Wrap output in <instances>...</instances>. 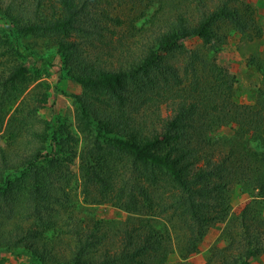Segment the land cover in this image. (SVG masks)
<instances>
[{"label": "trees", "instance_id": "16d2710c", "mask_svg": "<svg viewBox=\"0 0 264 264\" xmlns=\"http://www.w3.org/2000/svg\"><path fill=\"white\" fill-rule=\"evenodd\" d=\"M127 9L129 33L106 40L110 23L124 25L115 13ZM0 18V49L14 60L0 68V133L13 143L32 137L18 156L0 147V254L28 264H163L169 225L179 226L187 259L226 223L218 264L264 255V91L240 102L236 76L216 60L229 33H256L248 0H0ZM193 40L202 46L188 49ZM30 57L49 59V68L59 58V80L82 87L72 94L84 142L78 183L84 201L93 195L91 204L126 212L122 227L95 220L66 193L78 138L63 115L33 129L51 88L32 75ZM164 103L172 105L166 118L156 112ZM226 126L232 136H211ZM235 193L248 198L238 214ZM133 220L138 226L127 228ZM113 230L123 233L112 254Z\"/></svg>", "mask_w": 264, "mask_h": 264}, {"label": "rangeland", "instance_id": "374dc122", "mask_svg": "<svg viewBox=\"0 0 264 264\" xmlns=\"http://www.w3.org/2000/svg\"><path fill=\"white\" fill-rule=\"evenodd\" d=\"M248 2L252 5V8L256 12V20L257 24H259V27L256 29V33H254L252 38L242 36L239 32L229 33L227 41H224L223 49L216 59L217 63L222 69H225L232 75L236 76V85L239 90L238 94L240 96V102L244 103H250L249 98L253 99V102L258 97L259 89L264 91V0H248ZM118 14H120L121 21L124 22V25L110 23V30L115 33L112 35V31L105 32L104 35L106 37H104L106 40H108L107 37L115 36L114 41L116 42L119 39V34H121L123 31L128 32V26L130 23L129 21L127 22V19L130 16L129 9H127L124 13H115V15ZM95 19H98V17L95 16ZM4 20V18H0V26L3 31L7 28V23H5ZM259 33L260 35H258ZM30 42L39 45L46 43L45 39L35 41L32 38L30 39ZM126 43L128 42L126 41ZM185 46H187L188 49H197L198 47L200 48L202 46V42L201 40H193L187 42ZM4 48L0 49V68L6 70L7 66L12 65L14 60L12 53L7 52L6 46H4ZM132 50H138V46L133 47ZM5 52L6 54H4ZM30 60L29 69L31 70L32 75L35 76L38 82L41 84L46 83L51 88L49 92L51 96L48 99L46 105L39 110L38 116L35 119L37 121L34 123L33 129L42 132L44 128L43 123H45L46 120H51L52 115H63L67 120L68 126L70 127V132H75V136L78 138L76 145L75 142H73V145L75 146H73L72 149V156H74L73 154L76 152L77 156L75 157V160H73V163L69 165L70 171H67L68 175H65L62 179V181L65 182L64 184L68 183V187L65 188L66 193L70 195V198L73 201L80 202L82 205H86L88 209H91L92 216L95 217V220H109L110 222H113V224H115V222H120L119 225L122 227V222L126 219V217H128L127 213L110 204H91L94 203L93 195L88 197V201H84L85 196L82 194L81 186L78 183V176L80 175V157L83 151L84 142L82 140L81 133L78 134V130L76 128V120L78 119L77 113L80 110L77 101L72 97V94H80L82 92V87L73 81L59 80V58L55 60L54 66L50 68L48 65L49 59H47V61L43 59L42 62L39 63H36L37 60L32 59L31 57ZM35 85L36 84H33L29 90H31ZM56 87H58V89H56ZM33 92L34 93L31 94V100L27 110L32 109L34 104H38V99L41 97L39 95L42 93V89L38 88ZM27 93L29 94V91H27ZM20 102L21 100L18 101L16 107ZM171 107V103L160 104V107L156 109V112L162 117L166 118L171 115ZM232 130L233 129L227 126L222 127L214 133H211V136L215 137L219 135H225L230 137L233 135ZM30 139H32L30 135H25V137L20 139L19 142L13 143L7 139V136L3 135V133H0V147L5 151L8 150L10 153L12 152L11 154L18 156V154L24 153L26 148H29L27 141ZM12 149L14 151H12ZM68 181H72L70 185ZM58 195L61 196V193H58ZM232 201V212L234 214H238L248 202V198L245 195L235 193L232 197ZM86 202L89 203L86 204ZM27 221L32 222V219ZM133 222L134 223L132 224L128 223L129 226L127 228H136L138 226V220H133ZM114 227L111 226L110 228ZM225 227L226 223H217L215 226H213L204 236L200 244L199 251L189 256L187 259H183L180 257V248H178L176 239L179 226H175L173 229L169 225V229L166 232L168 234L166 235L170 236L171 242H165L166 252L167 249L168 252L167 255L163 257V264H218L216 254L219 252L215 251V248H224L226 246V242L222 235ZM122 233L123 231L119 230H113L110 233V236L113 239L109 244L113 246V248L110 249L112 254L121 250L120 241L118 240V238H121L118 236H121ZM68 241L69 240H67V243ZM71 245L73 246V244ZM65 252L66 256L70 255L69 248H67ZM211 258L212 261L209 263ZM28 262L29 258L26 256L25 258H19L8 252H3L0 254V264H28ZM252 264H264V255L254 260Z\"/></svg>", "mask_w": 264, "mask_h": 264}]
</instances>
